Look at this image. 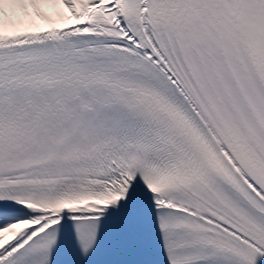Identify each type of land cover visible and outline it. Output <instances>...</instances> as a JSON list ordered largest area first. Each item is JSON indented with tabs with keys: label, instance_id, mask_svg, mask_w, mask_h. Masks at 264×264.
Wrapping results in <instances>:
<instances>
[{
	"label": "snow or ice",
	"instance_id": "6c2138e0",
	"mask_svg": "<svg viewBox=\"0 0 264 264\" xmlns=\"http://www.w3.org/2000/svg\"><path fill=\"white\" fill-rule=\"evenodd\" d=\"M0 264H264V0H0Z\"/></svg>",
	"mask_w": 264,
	"mask_h": 264
}]
</instances>
